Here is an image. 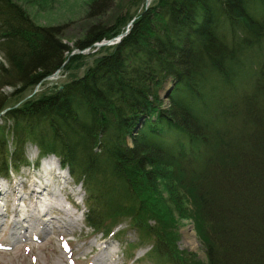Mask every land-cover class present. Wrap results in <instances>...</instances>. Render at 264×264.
Here are the masks:
<instances>
[{"label": "trees", "instance_id": "trees-1", "mask_svg": "<svg viewBox=\"0 0 264 264\" xmlns=\"http://www.w3.org/2000/svg\"><path fill=\"white\" fill-rule=\"evenodd\" d=\"M146 1L74 49L133 22L118 44L69 57L66 25L0 0V177L29 166L34 144L36 166L54 156L85 187L87 226L111 234L128 220L153 264H264V0ZM59 70L63 84L4 103L5 88L19 95ZM184 221L206 261L179 249Z\"/></svg>", "mask_w": 264, "mask_h": 264}, {"label": "rangeland", "instance_id": "rangeland-1", "mask_svg": "<svg viewBox=\"0 0 264 264\" xmlns=\"http://www.w3.org/2000/svg\"><path fill=\"white\" fill-rule=\"evenodd\" d=\"M14 1L20 4L31 19L40 26L66 25L64 42L73 49L75 42L81 40L86 30L93 24L102 23L111 26L116 18L123 16L131 6L129 0H107L106 11L100 15L90 16V5L95 0ZM151 1H146L147 6ZM74 50H76V54L84 56L94 54V51L91 50L83 51L84 53H80L81 51L78 49ZM73 52L69 54V57L73 56ZM94 59L95 57L91 56L86 58L85 62L90 65ZM3 62L4 57L0 52V64ZM84 71L85 69L80 70L78 75H82ZM67 79L66 76L54 77L46 80L43 85L34 90L24 89L19 92V95L16 93V89L7 87L2 91L6 96L4 103L12 106L16 101L23 100L22 102H24L49 86L63 84ZM8 110L2 111L0 114L1 125L5 124L3 117ZM37 154H39V149L34 144L27 146L26 155L30 163ZM56 161L58 160L56 159ZM29 170L23 168L13 174L10 173L9 177H0V189L7 190V198L3 201L0 200V214H4L0 219V264H153L154 258L150 252L151 242L140 240V234L131 227L128 220H125L127 222L123 221L122 226L112 229L113 232L114 230L118 231L116 236L94 231L87 226L84 216L86 213V189L83 185H78L71 174L68 175L69 177L64 183L63 180L56 182L55 185L50 182V189H55L54 192L58 195L56 200L45 194L46 192L43 195H38L37 192V194H30L33 190V183L39 179L42 173L39 171L32 173L33 171ZM45 181L41 182L44 186L49 183ZM42 184L41 189L43 188ZM9 195L14 202L12 207L5 206L10 199ZM38 198L45 203L46 199H49L54 205L61 203L68 215L58 212L57 209L52 210L51 213L44 212L46 207L43 206L39 209L40 213L33 214L38 216L43 213L40 215L42 220H38L33 226H31L33 221L31 224L29 223L31 228L27 231V227L24 226L14 229L15 220H21L24 215L31 214V210L28 211V206H33ZM14 208H19L21 211L15 213V211L13 212ZM19 213H21V218H17ZM60 215L63 220L59 226L56 218H59ZM42 216L48 220L53 218L51 222H47V227L44 225L45 217ZM21 224L28 223L21 221ZM44 228L47 229L46 233H44ZM191 230L195 235L189 240L186 233ZM14 232L18 235V239L12 236ZM180 234L179 249L194 253L200 260L206 261L205 250L198 239L193 222L184 221L180 227Z\"/></svg>", "mask_w": 264, "mask_h": 264}, {"label": "bare ground", "instance_id": "bare-ground-1", "mask_svg": "<svg viewBox=\"0 0 264 264\" xmlns=\"http://www.w3.org/2000/svg\"><path fill=\"white\" fill-rule=\"evenodd\" d=\"M104 41H107V40H104ZM103 42V41H102ZM61 71L59 70V71H57L55 74H53L52 76H61V73H60ZM61 177H62V180H63V183L65 182V177H64V175L62 174L61 175ZM45 182H49V185L48 184H46V186H44L43 185V188L40 190V192L38 193V195H43V193H45V194H48L49 196H51V198L52 199H56L57 200V198L58 197H56V196H58L57 195V193L56 192H54L55 191V189H50V187H51V184H50V182H51V180H49V179H47ZM41 186H39V185H37V184H33V190L30 192V194H35L36 193V190L37 189H39ZM37 194V193H36ZM10 197H8V198H10L8 201H7V203L5 204V206H9V207H12V206H14V202H13V199L11 198V195H9ZM5 198H7V190H5V189H0V200L1 201H3ZM46 207V212H50L51 213V211L52 210H54V209H57L58 210V212H60V213H62V214H65V215H68V213L64 210V208H63V205L61 204V203H58L57 205H54V203L51 201V200H48L46 203L44 202V201H42L41 199H39L38 198V201L33 205V206H28V208H29V210L28 211H30L31 210V214H29V215H24V217L20 220V219H17V220H15V226H14V229H17V228H19L20 226H24V227H27L26 228V231L29 229V228H31L30 226H29V223L31 224V222H32V224H31V226H33V224L35 225V223L38 221V220H42V218H41V214L40 215H38V216H34L33 214H35L36 212H38V213H40V208L41 207ZM15 211V213L16 212H20L21 210H19V208H14L13 209V212ZM20 214L21 213H19V215H18V217L17 218H19L20 217ZM4 216V214L3 213H1L0 214V219H2V217ZM46 216V215H45ZM45 216H42V217H45ZM47 216H50V215H47ZM21 218V217H20ZM51 219H53V218H51ZM51 219H49L48 220V218H46L45 217V219H43V220H45L44 221V225H45V227H47L46 225H47V222H51ZM56 220H57V222H59L58 223V225L60 226V222L63 220V217H62V215H60V217L59 218H56ZM21 221H24V222H27L28 224H21ZM72 225V224H71ZM1 226V225H0ZM21 228H23V227H21ZM23 230H25V228H23ZM47 232V229L46 228H44V233H46ZM187 234V238L189 239V240H191L193 237H194V232L191 230V232H187L186 233ZM12 236L14 237V238H16V239H18L19 237H18V235L14 232V233H12ZM18 237V238H17ZM192 245H193V242H192Z\"/></svg>", "mask_w": 264, "mask_h": 264}, {"label": "water", "instance_id": "water-1", "mask_svg": "<svg viewBox=\"0 0 264 264\" xmlns=\"http://www.w3.org/2000/svg\"><path fill=\"white\" fill-rule=\"evenodd\" d=\"M133 23V22H132ZM131 23V24H132ZM131 24L129 26H131ZM129 33V29H127V31L123 34H121L120 36H118L117 38L113 39V40H108V41H103L101 43H97L95 44L94 46L97 47V48H101L103 46H111V45H114V44H117L119 43L127 34ZM169 94V92L165 93V97H167V95Z\"/></svg>", "mask_w": 264, "mask_h": 264}]
</instances>
